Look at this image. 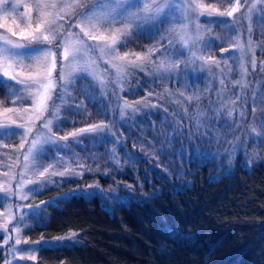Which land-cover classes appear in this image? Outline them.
Masks as SVG:
<instances>
[{
	"label": "rangeland",
	"instance_id": "1",
	"mask_svg": "<svg viewBox=\"0 0 264 264\" xmlns=\"http://www.w3.org/2000/svg\"><path fill=\"white\" fill-rule=\"evenodd\" d=\"M165 2L166 0H142V4L133 11H141L144 3L155 8ZM173 2L174 0H167L170 6ZM239 2L240 7L238 10L231 17H228L226 15L220 16L219 13L232 9L236 5V0L227 1L222 7L208 5L203 0H175L176 10L161 24V31L156 36H152L151 44L142 51L131 50L127 46V42L126 45L124 43L129 36L120 35L116 31L117 29L123 31L125 27H129L132 34L138 28L135 24L129 23L127 20L112 24L104 22L110 14L109 10L116 8L115 3L101 5L95 13L97 19L91 23L87 21L79 23L77 15L81 10L100 5L101 0H6L7 7L0 5V42H2L4 36H8L20 43H26L27 38L39 36L41 33L48 35L49 40H51V34L45 30L48 27L47 22L53 17L56 18L55 27L59 28L57 39L53 43L32 44L34 48L51 49L49 58L55 61V67L51 70V77L56 82L57 87L55 89L50 88L47 91L37 90L33 87L31 96L28 92H16L14 95H8L5 90L4 96L0 98V125L6 122L13 126L23 124L28 121L29 116L32 117V121L35 123V127L32 128L26 140L23 135L0 139V196L6 197L0 203V248L4 255L3 264H36L38 245L30 241L24 234L25 227L29 225L30 220V214H27L28 206H35L41 202L33 200L34 193L29 192L30 188L37 187L35 181L48 178L54 171H65V166L74 169L76 172H82L83 175L95 171L105 173L113 170V165L116 163L111 159L112 149H116V155L119 159V163L116 165L121 167V165L130 164L132 162L130 148L135 150L141 146L137 145L136 148L134 143L127 146V143L130 142L129 135L131 129L138 124L137 121H142L138 117L144 114L145 110L151 113L160 107L163 112L160 121L152 120V123L148 124L153 129L155 137L134 138L143 147L146 146V149L150 146L154 149L157 145L159 149L167 150L169 145H172L164 142L171 141L172 137L167 135L174 130L173 126H182L181 123L185 121L184 113L177 109L170 110L163 101L159 103L161 102L159 101L160 98L165 97L161 95L162 90L156 88L153 84L155 82L160 83L157 79L158 76H169L175 74L174 72L180 73L181 71V74L186 77L185 82H187L189 81L187 76L191 72L195 77V73L201 71L202 74L208 76L207 85L209 86L213 77H216L215 81L222 85L224 79L229 78V72L232 71L234 74L230 77V92L216 106V108L225 109L231 125L234 126L231 129L224 130L222 126L218 125L216 127V132L219 131L218 135L215 134L214 137H211V142L204 141L207 137H193L196 142L192 140V147L185 142L182 143L181 146H177V155L171 159L172 162L174 161L176 165L178 163L180 168H183V164L187 161H194L195 155L201 156L198 159L200 162H204V158L209 159L216 156L217 158L214 160L219 161V163L216 162V167L220 173L222 170L230 168L239 154L248 166L261 159L260 148L264 149V102H261L264 100V89L260 88V83L258 86H254V81L247 82L246 77L249 73L248 66H252L251 59L253 55L257 63L255 50L260 45L259 40L252 37L253 32L256 31L259 36L264 37V0H239ZM38 3L56 4L57 7L54 9L45 8L42 10L43 14H41V10L36 7ZM194 4L202 6L201 10L205 12L215 10L214 15L211 17L212 20H226L232 23H208L206 17L197 19L191 11ZM253 4H255V8L249 13L248 9ZM165 11L167 12V9ZM197 24H199V31L196 27ZM142 26L150 30V24H143ZM249 27L251 32H249ZM86 33L90 35H86ZM113 35H117L119 40L115 45L120 57L119 60L112 59L108 55V48L105 47L106 43H111ZM91 36H95L96 39H92ZM249 37H251V45L249 44ZM210 39L214 42L224 41L228 45L227 48L220 51L221 56L209 54L214 43L206 46ZM237 41L243 45V51L237 46ZM61 44L64 46L60 47ZM172 47L183 51L185 54L179 57L178 68L165 72L164 70L168 68L169 62L174 67L177 63L174 56L164 53L165 48ZM250 48L252 51H250ZM126 53L127 55H125ZM137 56L140 58L137 59ZM201 56L204 57L203 60L200 59ZM132 61L135 62L134 65L129 63ZM217 62H219L218 66ZM241 63L244 65L246 72L241 68ZM261 63L262 69L264 67V57ZM24 65L25 67H17L12 64L8 71L18 73L24 79L38 78L43 72L42 67L27 58L24 59ZM5 66L6 62L3 58H0V74L5 70ZM85 68H87V72L84 71ZM232 68H236V70H232ZM62 71L65 76L71 75L75 83L74 86H69V92L64 94L65 102L60 105L59 119L62 130L60 132L56 131L57 121L54 119L52 122L53 133L59 137L86 128L89 125L103 124L110 126L114 124L116 135L123 138V146L114 143H105L104 145L91 143L87 139V134H85L79 137L82 145H73L74 152L69 151L66 155L64 152L59 153L63 164L52 159L53 149L50 146H45L47 149L46 154L41 156L36 163L49 166L48 170L45 171L43 167H40L33 171L31 157L25 160V155L33 139L37 140L38 147L43 140V137L38 135L41 131L40 125L52 113L53 101L57 99L56 94L60 92L59 83ZM145 75H148L147 80L144 77ZM137 77L138 79L135 81L134 78ZM145 80L148 85L143 88L144 95L136 98L130 97L129 94L135 90V86L141 87L140 82L144 83ZM78 83L82 84L79 85ZM194 85L195 81L192 83V86ZM15 87L23 88L24 86L17 85ZM229 88L223 86L225 93ZM190 91L192 92H188V98L193 97V94L195 97L200 95V92ZM247 91H250L249 97L247 94L243 100V96L246 95ZM49 93H51V99H48ZM254 93L258 101L255 105L252 104ZM88 94L97 98L95 104L89 102ZM33 99H35V103H33ZM74 99L77 102L83 101L82 114H74L69 110L76 106ZM124 102L135 106V111L131 108L126 109L124 120L121 121L120 112L117 109ZM177 105L176 103L174 106ZM250 105L252 113L247 116L246 109ZM45 106H47V111H44ZM148 106L151 109L147 108ZM6 109H12V111L6 112ZM98 109H102L108 115L99 114ZM41 112H43V119H37ZM230 112L231 116H229ZM248 117L249 120L246 122ZM139 123L141 132L145 133L148 127L141 122ZM167 127L171 128V131ZM253 129L255 132H253ZM221 132L222 136H220ZM244 133L248 137L245 135V138H243ZM157 135H163L164 137H156ZM21 143L24 144L23 148L20 146ZM68 143H72L71 137H69ZM177 171L181 170L177 169ZM41 172H44L43 177L40 176ZM58 177L61 176L57 175L51 178L56 180ZM94 183L90 182L88 185ZM99 189L103 188L99 187ZM22 196H26V198H21ZM21 216H23V220H21ZM5 225L7 226L6 229ZM17 236L21 241L19 245L14 244ZM8 237L10 239L5 244L4 240ZM13 246L17 249L33 248L36 251L17 252L13 255ZM29 255H34L36 259H20L21 256Z\"/></svg>",
	"mask_w": 264,
	"mask_h": 264
},
{
	"label": "trees",
	"instance_id": "2",
	"mask_svg": "<svg viewBox=\"0 0 264 264\" xmlns=\"http://www.w3.org/2000/svg\"><path fill=\"white\" fill-rule=\"evenodd\" d=\"M203 1L222 7L229 0ZM142 28V33L137 28L127 38L131 50L142 51L151 44L150 31ZM252 37L260 45L255 50L256 67L248 66L246 81H254V86L260 83L264 89L261 70L264 37L256 31ZM227 47L224 41H215L209 54L221 56L220 51ZM174 73L169 78L158 76L160 83H153L166 98H160L159 103L163 101L170 110L184 113L181 127L173 126V131L167 127L171 131L167 136L172 137L171 141L164 142L172 144L167 150L157 145L146 149L134 138L155 137L148 124L152 120L160 121L163 112L160 107L151 113L145 110L138 117L142 121H137L129 135L127 146L133 143L136 148L141 146L135 150L130 148V164L121 167L114 164L113 170L105 173L95 171L73 179L58 177L56 180H63V184L46 186L39 194H33L36 201L52 200L51 206H42L46 212L41 216L42 222L37 225L29 215V225L24 230L30 241H41L36 243V264H264V149L260 148L261 159L251 166L239 154L232 166L220 173L216 167L219 161L214 160L216 156L200 162L201 156L195 155L194 161H187L183 168L171 161L177 155V146L184 142L193 146L192 140L196 142L193 137H207L204 141L211 142V137L218 135V125L224 130L231 129L227 112L216 106L230 92V77L234 74L229 72V78L222 85L215 81L216 77H210L212 82L208 86V76L201 71L195 77L191 72L187 82L181 71ZM146 80L140 82L141 87L135 86L129 96L144 95ZM223 86L230 87L227 93ZM190 90L200 95L193 94L189 99ZM4 93L5 88L0 86V98ZM249 93L246 92L243 100ZM246 113L247 116L252 113L251 105ZM248 120L249 117L245 119ZM139 122L148 127L145 133L141 132ZM245 135L248 137L244 133L243 138ZM90 182L103 189L86 188ZM125 185L132 186V194ZM153 192L158 198L149 196ZM61 193L69 195L60 197ZM56 197L67 202L57 206ZM70 233H76L72 240L78 243L69 242ZM57 237L65 239L57 242ZM3 261L0 248V264Z\"/></svg>",
	"mask_w": 264,
	"mask_h": 264
},
{
	"label": "snow or ice",
	"instance_id": "3",
	"mask_svg": "<svg viewBox=\"0 0 264 264\" xmlns=\"http://www.w3.org/2000/svg\"><path fill=\"white\" fill-rule=\"evenodd\" d=\"M231 2V0H229ZM106 3H115L116 8L109 10V15L107 19L104 21L107 24H112L117 21H125L127 20L129 23L135 24L138 28H140L141 33L144 31L142 28L143 24H150V35L151 36H156L160 31H161V24H163L174 12L175 9V0L173 4L170 6L167 3V0L164 4H160L159 6L153 8L151 5L144 3L142 10L141 11H133V9L138 8L142 4V0H101L100 5H94L92 8H88L87 10H81L79 14L77 15V21L79 23H83L85 21L91 23L95 21L96 18V10L101 7V5L106 4ZM0 5H4V7H7L8 5L6 4V0H0ZM37 9L41 10V14H43V9L45 8H56V4H40L38 3L36 5ZM200 5H192L191 11L196 15V18L199 19L201 17H206L207 20L206 22L208 23H216V24H231L232 22L226 21V20H212L211 17L214 15L215 10H209V11H202ZM240 7V2L239 0H236V5L228 10L227 12H221L219 13L220 16H228L231 17L235 11L238 10ZM255 8V4H253L249 9L248 12L251 13L252 9ZM167 9V12L165 11ZM48 27L46 28V32L51 34L52 39L49 40V36L41 33L39 36H32L31 38H27L26 43H20L18 41H15L8 36H4L2 38V42H0V58H3L4 61L6 62L5 70L3 71L2 74H0V86H3L6 90V93L8 95H14L16 92H28L29 96L32 94V89L35 87L37 90H44L47 91L48 89H55L57 87L56 82L53 80L51 77V70L52 68L55 67V61L54 59L49 58V53L51 52V49H45L43 47H32L33 43H38V44H44V43H53L58 36L59 33V28L55 27L56 25V18L53 17L51 20L48 22ZM234 27V25H232ZM61 28L63 27L62 25L60 26ZM197 30L199 31V24L196 25ZM117 33L120 35H131V29L129 27H125L123 31L117 29ZM249 32H251V28L249 27ZM140 34V33H138ZM15 35V33H13ZM86 35H90L89 33H86ZM92 39H96L95 36H91ZM162 38V37H161ZM118 36L113 35L111 37V43H106L105 47L108 48V55L111 56L112 59L114 60H119L120 57L118 55L117 49L115 48L116 43H118ZM127 41H124L126 45ZM214 40L210 39L206 46H210L211 43H213ZM249 44L251 45V37H249ZM64 45L61 44L60 47H63ZM237 46L243 51V45L237 41ZM153 51V50H149ZM250 51L252 49L250 48ZM164 53H166L169 56H174L176 58L177 63L175 64V67L171 62H169L168 68L165 69L164 71H173L175 68L179 67V57L181 55H184L185 53L183 51L177 50L176 48H165ZM127 55V53L125 54ZM27 58L31 62L37 64L38 66L43 68L42 74L38 78H29V79H24L21 78V76L18 73L12 72L10 73L8 71V68L12 66V64H15L17 67H25L24 65V59ZM137 59L140 57L137 56ZM75 59V57H73ZM201 60L204 59L203 56L200 57ZM130 64L134 65V61L129 62ZM219 62H217L218 66ZM251 64L253 69L256 67V60L253 55L251 59ZM163 66V65H162ZM241 68L246 72V69L244 68V65L241 63ZM187 67V66H186ZM63 68V65H62ZM264 71V67L261 69ZM85 72H87V68L84 69ZM7 78V79H5ZM161 78H169L167 76H162ZM12 82V83H9ZM75 80L72 78L71 75L65 76L63 71L60 74V83H59V88L60 92L57 93V99L53 101L52 104V113L51 115L47 118L44 119V122L40 125L41 131L38 133L39 136L43 137V140L40 142L39 147L37 146V140L33 139L27 154L25 155V160H28L29 157H31L32 161V170L36 171L38 168L43 167L45 171L48 170L47 165H44L42 163H36L39 158L43 155L46 154L47 149L45 146H50L53 149V155L52 159H54L57 163L63 164L62 158L59 156L60 152H64L65 155L67 152L71 151L74 152L73 145H82V141L79 139V137L87 134V139L91 143H98L100 145H104L105 143H114L120 146H123V138L118 137L116 135V131L114 130V124L110 126H105L103 124L100 125H89L86 128H81L78 131H74L71 133H67L64 135H61L57 137L55 133L52 131V122L55 119L57 121L55 127L56 131L60 132L62 130L61 127V122L59 119V114H60V105H62L65 102V93L69 92V86H74ZM17 85H23V88H16L15 86ZM15 89V91H13ZM48 99H51V93L48 95ZM88 99L90 103L95 104L97 102V98L88 94ZM191 99V98H189ZM257 98L256 94H253L252 98V104L255 105L257 103ZM261 102H264L262 100ZM33 103H35V99H33ZM74 103L76 106L72 109H69L72 111L74 114H82V109L84 108L83 101H75ZM133 109L135 111V106L128 104L127 102H124L122 105L118 106V111L120 112V119L121 121L124 120L125 117V110L126 109ZM254 110V108H253ZM6 112H11L12 109H6ZM44 111H47V106H45ZM99 114H103L105 116L108 115L107 112H104L102 109H98ZM243 115V113H241ZM229 116H231V112L229 113ZM37 119H43V112H41L38 116ZM69 123H71L69 121ZM227 123V121H226ZM230 127L234 125H229ZM35 127V123L32 121V117H28V121L13 126L12 124L9 123H4L3 125H0V139L2 138H10L11 136L14 135H23L25 137V140L27 139V136L29 133H31L32 128ZM22 130V131H20ZM253 132L255 130L253 129ZM69 137L72 138V143H68ZM21 148L24 147V144L21 143ZM111 159L113 160L114 163L118 164L119 159L118 156L116 155V149L111 150ZM227 159V158H226ZM247 163V161H246ZM90 171V169H89ZM61 176L65 177L67 176L69 179H73L77 176L82 177L83 173L82 172H76L74 169H70L69 167L65 166V171L62 172H52L51 175L43 180H37L34 183L37 185V187H33L29 189V192L39 194L40 191L43 190L44 187L46 186H56L58 184H63V180H54L51 177L52 176ZM40 176H44V172L40 173ZM23 187V185H21ZM98 184H91V185H86V188L90 189H99ZM126 189H128L129 194H132V186L131 185H125L124 186ZM10 191V190H9ZM70 191H75V189L70 190ZM110 192L113 191L112 189L109 190ZM142 192V188H141ZM69 193H61L60 197L63 196H68ZM150 197L152 198H158L156 197V193H150ZM60 197L54 198L56 200L57 206L61 202H67V201H61ZM21 198H26V196H22ZM6 199L4 196H0V203ZM52 200L49 201H41L40 204L35 205V206H28V213L30 214L36 221L37 225H39L41 221V216L46 215V212L44 211L42 205H48L51 206ZM21 220H23V216H21ZM5 225V229H6ZM76 233H70L67 239L69 242L75 244L78 243V241H73L72 237L75 236ZM8 239L10 237L6 238L4 240V243H8ZM64 237H57L56 241L60 242ZM20 239L19 236L14 241L15 245L20 244ZM27 243V241H25ZM34 243H41V241H35ZM44 243H48L47 241H44ZM36 249L33 248H23V249H17L13 246L12 252L13 255L17 252H34ZM20 259H30V260H35L36 257L34 255H29V256H21Z\"/></svg>",
	"mask_w": 264,
	"mask_h": 264
}]
</instances>
